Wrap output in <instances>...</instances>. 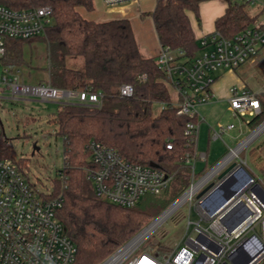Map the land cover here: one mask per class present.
Listing matches in <instances>:
<instances>
[{"label": "trees", "instance_id": "16d2710c", "mask_svg": "<svg viewBox=\"0 0 264 264\" xmlns=\"http://www.w3.org/2000/svg\"><path fill=\"white\" fill-rule=\"evenodd\" d=\"M95 1L0 0V5L18 10L50 6L51 23L44 35L35 37L46 45V83L58 89L102 96L100 108L57 104L48 121L55 125L56 135L63 140L64 165L52 180L51 192L44 196L62 197L57 217L76 246L73 264H99L182 194L191 184L192 169L186 160H193L195 149V144L184 134L190 119L177 114L165 77L154 64L155 57L140 55L130 21L95 22L81 16L78 10L92 12ZM200 1L157 0L154 10L145 14L152 19L161 48L182 52L188 59L199 53L200 46L187 13H193L199 21ZM249 4L246 0L230 1L224 14L215 20V31L225 38H233L249 27L264 28V24L256 23L257 16L249 13ZM31 40H6L0 65L14 69L26 64L23 46ZM261 51L264 45L251 59ZM68 57H81L82 69L67 67ZM237 70L235 74L253 91ZM123 85L132 86V96L119 95ZM254 93L260 101V112L251 119V128L264 121V91ZM154 103L161 105L157 115L152 112ZM91 142L114 149L130 163L154 164L171 178L167 189L160 195L142 197L131 208L96 198L87 178L92 167L88 151ZM168 144L171 149H167ZM249 152L252 166L247 172L264 189V141ZM0 158L26 176L24 160L17 158L3 130ZM153 255L160 256L158 252Z\"/></svg>", "mask_w": 264, "mask_h": 264}, {"label": "built area", "instance_id": "2783aa9c", "mask_svg": "<svg viewBox=\"0 0 264 264\" xmlns=\"http://www.w3.org/2000/svg\"><path fill=\"white\" fill-rule=\"evenodd\" d=\"M128 1L131 0H101L106 8ZM51 18L50 6L18 10L0 5V58L5 54L6 40H29L42 36ZM198 43L200 51L191 59L184 57L182 52L161 48L154 60L166 84L175 94L173 104L177 114L190 119L184 134L195 144L193 160H186L192 172L195 158L206 159L204 153L196 152L198 126L204 121L199 116L198 108L213 101V85L222 73L234 72L261 49L264 45V28L249 27L233 38H225L214 31L200 37ZM0 83L13 100L76 103L94 108L102 105L99 93L58 89L47 83L26 84L8 68L3 69ZM132 94L131 85H123L119 89L122 97ZM228 103L236 124L218 126L213 133L214 140L236 127L241 134L243 128L249 127L251 119L260 112L259 99L245 86H232ZM2 130L0 120V132ZM241 144L229 148V153L200 181L195 184L191 181L179 199L159 218L99 264L264 262V189L249 175L246 163L238 158ZM167 149H171L170 144ZM88 151L92 167L88 170L87 178L96 198L100 200L131 208L145 195L162 194L170 183L171 178L157 167L130 163L114 149L101 143L91 142ZM232 164L234 166L219 178ZM216 176V182L210 183ZM184 203H188L190 209L194 208L198 221L192 222L188 215L185 233L178 245L163 259L149 252H141L139 248L148 233ZM61 206V195L48 199L43 193H36L26 176L10 162L0 158V264H73L77 249L57 217Z\"/></svg>", "mask_w": 264, "mask_h": 264}, {"label": "rangeland", "instance_id": "374dc122", "mask_svg": "<svg viewBox=\"0 0 264 264\" xmlns=\"http://www.w3.org/2000/svg\"><path fill=\"white\" fill-rule=\"evenodd\" d=\"M231 1L233 2V0ZM96 4H98V1H96ZM154 4L155 0H144L133 7L134 18L131 19V26L139 53L142 57H147V54L144 53V48L155 49L159 47L152 19L148 15L140 17L142 12L151 11ZM259 8L261 9L259 10L257 7L250 8L247 6V9L251 13H258L257 24L264 22V7L260 6ZM78 11L86 20L96 22L101 19L96 17L94 11L87 12L84 9H79ZM23 53L28 63L15 69L13 71L14 74L17 75L21 81L29 84L38 83L41 79L43 83L46 82L47 74L45 70L34 68L46 62L45 43L34 38L24 44ZM152 56L153 55L149 57ZM263 58L264 51H261L259 55L241 65L237 70L240 77L246 79V82L254 92L264 91ZM262 59L263 61L260 63ZM66 66L72 69H82L83 59L81 57H68L66 59ZM2 73L3 69L0 67V82ZM233 81L234 79L228 75L222 77L218 83L222 84L223 87H227L232 84ZM172 100L175 101L176 98L172 96ZM56 106V103L40 102L34 99L13 100L10 98L9 92L4 85L0 83V120L3 133L13 146L17 158L24 160L26 179L32 185L36 193L49 194L53 186L52 180L64 165L63 140L60 136L56 135L55 125L48 123L51 116L56 111ZM227 108V102L219 100H215L209 105L198 108V113L201 117H204V121L199 125L197 151L198 154L207 152L208 156L206 163L200 161L198 158L196 159L194 171L191 174V181L193 184L200 181L207 172L215 167L229 153V148H235L240 142L243 143L248 137L256 133L247 144L241 146L238 154V158L246 163V169L249 168V166H252L250 161L251 153L249 151L254 146L264 141V128L260 131L259 128L254 132L259 125L255 128L248 126L246 128L244 127L241 135H238L237 131H229L222 134L221 138L214 140L212 138L213 133L218 129V126H224L229 122L235 121ZM160 110L161 105L154 103L152 106L153 114L157 115ZM245 120L247 119L245 118ZM204 168L205 170L203 171ZM216 179L217 176L214 177L210 183H215ZM152 196L154 195H145V197ZM180 196L181 194L162 212L153 217L144 228L159 218V216L178 200ZM193 201L195 202V197ZM188 215L189 220L192 222L198 221V216L194 208L191 207L190 209V205L184 203L172 216H169L159 225H156L148 233L146 240L139 248L140 251L149 252L151 254L158 252L160 255L158 258L160 259L166 257L181 241L188 222ZM256 231L258 232L259 229L256 228Z\"/></svg>", "mask_w": 264, "mask_h": 264}, {"label": "crops", "instance_id": "0c3cea01", "mask_svg": "<svg viewBox=\"0 0 264 264\" xmlns=\"http://www.w3.org/2000/svg\"><path fill=\"white\" fill-rule=\"evenodd\" d=\"M96 1H98V4H96ZM96 1L94 2V10L93 11H94L96 17L101 18L99 20H102V21L98 20L96 22H105V21L115 20V19H128L130 21V23H131V19L134 18L133 7H135L139 2L144 1V0H131V1H128V2H126L124 4H121V5L115 6V7H111V8H106L102 4L101 0H96ZM156 1L157 0H155V4H154L153 9L151 11L142 12L140 14V17L144 16L145 14H147L149 12H152L154 10V8H155ZM230 1L231 0H201L200 3H199V15H198L199 16V21H197L195 15L193 13H191V12L187 13L195 39L199 40L200 37L208 35V34H210V33L215 31L214 22H215V20L218 17H220V16H222L224 14V12H225L226 8L228 7V4H229ZM248 6L250 8L257 7V9L260 10L261 9V8H259L260 6L264 7V0H252L251 4H249ZM249 13L251 14V16H257L258 17V13L254 14V13H251L250 11H249ZM257 22H258V20H256V23ZM260 24H264V22L263 23L261 22ZM160 49H161L160 45H159L158 48H155V49L144 48V53L147 54L146 55L147 57H144V58H151V57H149L151 55H153L152 57H156L157 54L159 53ZM0 67H2V69H5V67L2 66V65H0ZM46 67H47V52H46V62L45 63H41L40 66H37V67H34V68L43 69V70H45V72L47 74ZM15 69H18V68L11 69L12 72ZM228 75H230L234 79V81L229 86L223 87L222 84H219L218 82L220 81V79L222 77L228 76ZM47 77H48V74H47ZM47 77H46V80H47ZM41 80L38 83H43ZM21 82L26 83L24 81H21ZM38 83H35V84H38ZM44 83H46V82H44ZM26 84H29V83H26ZM232 86H239L240 87V86H245V84L235 74V72H224V73H222L217 78V80L215 81V83L213 85V91H214L215 97H214L213 101L211 102V103H213L215 100H217V101L218 100L219 101H226L227 104H228L227 110H228L229 113H230V110H229L228 97H229V89ZM171 95L175 97V94L173 92H172ZM230 115H231V113H230ZM231 117H232V115H231ZM202 118H204V117H202ZM200 123H199V125H200ZM231 123H235L236 124L235 121L229 122L228 124H231ZM228 124H226V125H228ZM226 125H224V126H226ZM229 131H237L238 135L240 134L239 130H238V127H236L234 130H229ZM229 131H227V132H229ZM242 133H243V130H242ZM198 134H199V126H198ZM198 134H197V142H198ZM235 138H233V139H235ZM197 142H196V152L198 154ZM202 153H204L206 155V159H207L208 153L207 152H202ZM206 159L204 161L205 163H206ZM195 161H196V158H195ZM195 161H194V165H195ZM200 161H203V160H200Z\"/></svg>", "mask_w": 264, "mask_h": 264}, {"label": "water", "instance_id": "95a60500", "mask_svg": "<svg viewBox=\"0 0 264 264\" xmlns=\"http://www.w3.org/2000/svg\"><path fill=\"white\" fill-rule=\"evenodd\" d=\"M264 124V121L256 128V129H258L259 127H261L262 125ZM151 167H156L154 164H151L150 165ZM234 166V164H232L229 168H227L223 173H221L220 174V176H219V178H221V177H223L232 167ZM210 186H208L207 188H205V190H203V192H205L208 188H209ZM257 187L258 188H260V186L259 185H257ZM261 189V188H260ZM202 192V193H203ZM144 230V229H143ZM143 230H141L140 232H142ZM139 232V233H140ZM250 262V260H247L244 264H247V263H249Z\"/></svg>", "mask_w": 264, "mask_h": 264}, {"label": "bare ground", "instance_id": "6f19581e", "mask_svg": "<svg viewBox=\"0 0 264 264\" xmlns=\"http://www.w3.org/2000/svg\"><path fill=\"white\" fill-rule=\"evenodd\" d=\"M262 128H264V124L260 127L259 131H260ZM259 131H258V132H259ZM255 135H256V133H255L254 135H252L251 137H248V139H246V140L241 144V146L247 144V142H248L253 136H255ZM241 146L239 147V149H241ZM199 184H200V183H199ZM199 184H198V185H199ZM198 185H197V186H198ZM197 186H196V187H197Z\"/></svg>", "mask_w": 264, "mask_h": 264}]
</instances>
